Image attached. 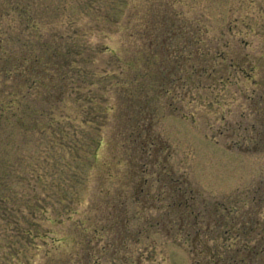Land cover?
Listing matches in <instances>:
<instances>
[{
    "label": "rangeland",
    "instance_id": "1",
    "mask_svg": "<svg viewBox=\"0 0 264 264\" xmlns=\"http://www.w3.org/2000/svg\"><path fill=\"white\" fill-rule=\"evenodd\" d=\"M45 2L60 23L36 18L41 40L71 48L74 80L51 106L24 90L41 132L14 127L6 149L0 264H264V0ZM160 15L172 27L150 42ZM17 19L0 17L7 50ZM2 79L5 95L20 86ZM123 128L153 141L146 154Z\"/></svg>",
    "mask_w": 264,
    "mask_h": 264
},
{
    "label": "trees",
    "instance_id": "2",
    "mask_svg": "<svg viewBox=\"0 0 264 264\" xmlns=\"http://www.w3.org/2000/svg\"><path fill=\"white\" fill-rule=\"evenodd\" d=\"M47 7H49V5L46 6L45 0H0V17L2 22L5 21V17H9L10 19V17L16 16L20 21L17 19L15 22L19 23L18 26L21 27V30L16 32L15 26H12L10 23L7 25L8 28L13 30L12 33L10 32L6 34L7 45L12 43V49L10 50H7L6 46H2L5 33H1L0 31V73L3 76L2 83L5 85L8 80L15 78V80H19L18 83L20 84L17 91L9 92L8 95L3 94V90H0V203L7 201L5 192L7 191L9 185L10 171H8V169H10V166L7 163L8 152L6 149L13 138L12 133L14 127L20 130L22 133H27L30 130L33 132H41L38 119L35 118L32 124H27L26 110L28 107L25 109V106L28 99V94H26L24 90L26 88H31L32 91H34L36 94H39L41 100L44 101V103L51 106L53 103H55L52 100L55 99L53 96H55L56 93L57 96H64L67 85L74 80L72 73L73 70L71 68L70 62H66L67 56L71 55L72 53L71 48H68L69 50L62 51V46L57 44L54 36H50L54 40H52L53 42H51V40H41L42 36L40 32L41 30L39 28V21H37L36 18L49 24H53L55 21L56 23H60L58 22L60 17H56V19L43 18L42 14L47 13ZM53 7L55 6L53 5ZM53 7L51 10L52 12L56 9L59 10L61 5L57 4L55 9ZM166 17L167 16L165 15H160L158 16V22H151V24L147 25L146 28L149 29L148 33L150 34V42L158 39V36L154 39H152V36L153 31L159 26L162 27L160 34L170 32L172 24L168 22L170 21V18L167 19ZM67 21L73 22V20L70 18ZM62 23L64 22L62 21ZM159 23L160 25L158 26ZM29 32H32L30 38H28ZM33 37L37 40H31ZM62 37L63 36L60 35L59 39ZM153 43L154 42L151 44L153 45ZM143 59L145 65L147 64V69H149L151 66L150 63L153 62V57L150 58L149 56L147 57V55H145ZM146 75L147 74L145 72L143 75L141 73L139 74L138 71H132V77L134 76V79H137V77L144 79L147 77ZM151 81L152 78L149 80V82ZM133 88L134 86L131 87V90L129 91L130 95L135 92ZM144 91V88L139 90V95H143ZM58 98L59 101L62 100V97ZM139 108H141L140 105ZM37 110L39 116L45 114L42 109ZM142 111L143 110H140L139 113ZM137 126L138 125H136V127ZM138 128H123L121 141L124 142L120 145L133 146V144H137L140 150L139 152L146 154V146L151 147L153 141H140ZM142 131H144V129H141V132ZM146 132H148V130ZM120 133L121 131L119 132V135ZM150 134L151 132L147 133V138L150 137ZM97 146L99 148L100 144ZM115 148L117 149V155H120L121 147L115 146ZM136 150L137 148L133 149L132 151L134 156ZM97 151L98 150L96 149L93 156L95 161L97 158ZM129 157L131 158V154H129ZM113 162L114 164L121 166L123 160L120 158L116 159L114 157ZM109 177H113L111 172ZM120 197V192L118 193L117 197H108L111 208L115 212L117 210V213L120 212V204L122 203L119 201ZM83 230V232L87 233V228H83ZM86 237L87 236H82V239H85ZM193 261L194 264H201L199 259L197 260L194 258ZM207 264H236V262L234 261V257L231 256V254L225 255V257L211 254L209 255Z\"/></svg>",
    "mask_w": 264,
    "mask_h": 264
}]
</instances>
